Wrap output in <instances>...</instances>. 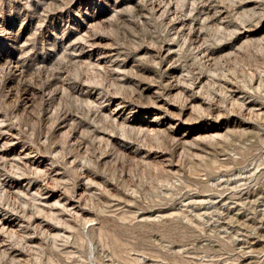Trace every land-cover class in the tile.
<instances>
[{
	"label": "rangeland",
	"instance_id": "374dc122",
	"mask_svg": "<svg viewBox=\"0 0 264 264\" xmlns=\"http://www.w3.org/2000/svg\"><path fill=\"white\" fill-rule=\"evenodd\" d=\"M0 264H264V0H0Z\"/></svg>",
	"mask_w": 264,
	"mask_h": 264
}]
</instances>
